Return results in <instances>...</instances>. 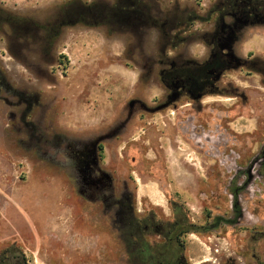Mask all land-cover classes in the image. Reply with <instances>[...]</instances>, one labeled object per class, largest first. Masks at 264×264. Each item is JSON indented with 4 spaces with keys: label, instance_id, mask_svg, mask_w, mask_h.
Instances as JSON below:
<instances>
[{
    "label": "rangeland",
    "instance_id": "obj_1",
    "mask_svg": "<svg viewBox=\"0 0 264 264\" xmlns=\"http://www.w3.org/2000/svg\"><path fill=\"white\" fill-rule=\"evenodd\" d=\"M75 1L97 0L0 4L45 27ZM142 1V23L87 17L45 44L0 23V264H141L127 217L157 246L174 200L224 218L187 234L188 264L264 255V0L247 16L240 0ZM184 75L192 92L171 84Z\"/></svg>",
    "mask_w": 264,
    "mask_h": 264
},
{
    "label": "flooded vegetation",
    "instance_id": "obj_2",
    "mask_svg": "<svg viewBox=\"0 0 264 264\" xmlns=\"http://www.w3.org/2000/svg\"><path fill=\"white\" fill-rule=\"evenodd\" d=\"M232 5H236L239 9V12H242L244 15H248L251 11L256 9V2L253 0H240L239 2H233V4H228L227 7H232ZM146 5L142 0H118L116 4L110 6V4L105 0H97L91 2H82L75 1L72 6L61 11L52 22H48L46 26H42L41 21H37L32 17H26L25 20H13V18L5 17L3 6L0 4V23L3 20H7L6 22L12 24L14 27L23 28L21 26L22 23H25V32L33 37V32L35 38L43 42H51L54 41V36L58 32V28L65 24L66 22H75L86 20L87 17L91 18H101L110 21L111 19L118 21L119 23H124L126 25H134L138 23H142V20L147 17L145 12ZM222 31H224V27L221 26L220 29L216 32L217 36H219ZM219 39V37H218ZM223 42L222 44H224ZM212 60H218L223 64L228 61V58L222 54L221 51H218L213 54ZM216 71L215 68L207 70V72L214 73ZM176 80L172 81V85L177 87L179 85V91H191V87H194L193 77L189 75L182 76H174ZM178 94V93H174ZM261 238H264V232L261 234ZM144 241V240H143ZM140 248L142 250L145 249V245H141ZM247 251L243 252V256L248 257V264H264V255L258 254L254 247L247 246ZM153 249H156L153 248ZM144 257V255H143ZM239 258V257H238ZM241 261V258H239ZM239 260H234L232 264H240ZM141 264H150L145 260H142ZM168 264H188V262L184 259L183 256H180L178 260L168 263ZM229 264V263H228Z\"/></svg>",
    "mask_w": 264,
    "mask_h": 264
},
{
    "label": "trees",
    "instance_id": "obj_3",
    "mask_svg": "<svg viewBox=\"0 0 264 264\" xmlns=\"http://www.w3.org/2000/svg\"><path fill=\"white\" fill-rule=\"evenodd\" d=\"M172 209L174 219L159 222L157 225L158 234L163 237L157 246L143 241L140 233L143 227L138 217L132 215L127 217L124 240L129 247L128 254L131 261L141 263L142 260H145L150 264L172 263L178 260L185 249V238L188 233H207L218 228L224 220L221 216H216L206 224L196 223L191 220L189 208L179 200L172 201ZM240 215L241 209L236 206L235 216L239 218ZM142 244L145 245L144 250L140 248ZM155 247L156 249H153Z\"/></svg>",
    "mask_w": 264,
    "mask_h": 264
}]
</instances>
